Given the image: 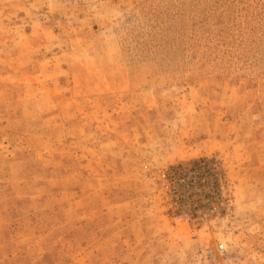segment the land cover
<instances>
[{"label":"rangeland","instance_id":"rangeland-1","mask_svg":"<svg viewBox=\"0 0 264 264\" xmlns=\"http://www.w3.org/2000/svg\"><path fill=\"white\" fill-rule=\"evenodd\" d=\"M0 264H264V0H0Z\"/></svg>","mask_w":264,"mask_h":264}]
</instances>
